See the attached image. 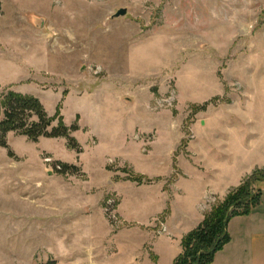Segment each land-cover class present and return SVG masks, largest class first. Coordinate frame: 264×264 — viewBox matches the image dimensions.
Returning a JSON list of instances; mask_svg holds the SVG:
<instances>
[{"label": "rangeland", "instance_id": "1", "mask_svg": "<svg viewBox=\"0 0 264 264\" xmlns=\"http://www.w3.org/2000/svg\"><path fill=\"white\" fill-rule=\"evenodd\" d=\"M9 93L79 148L7 134L0 264H174L229 195L264 215V0H1Z\"/></svg>", "mask_w": 264, "mask_h": 264}, {"label": "trees", "instance_id": "2", "mask_svg": "<svg viewBox=\"0 0 264 264\" xmlns=\"http://www.w3.org/2000/svg\"><path fill=\"white\" fill-rule=\"evenodd\" d=\"M32 116L37 117L36 122L30 121ZM52 123L53 119L47 116L37 98L9 93L4 102V118L0 120V145L9 148L7 134L16 131L35 141L40 137H67L70 147L79 148L78 143L69 135L72 130L77 129L76 125L67 127L59 124L53 127ZM9 154L12 155V152L10 151ZM70 168L73 167L65 165L61 171L66 172ZM245 186L243 185L238 192ZM234 197L235 194L229 195L223 206L217 208L211 217L186 237L183 241L184 252L178 255L174 264H188L189 258L194 264H212L216 252L229 241V220L234 216L249 215L253 212V209H248L243 212L228 213Z\"/></svg>", "mask_w": 264, "mask_h": 264}, {"label": "crops", "instance_id": "3", "mask_svg": "<svg viewBox=\"0 0 264 264\" xmlns=\"http://www.w3.org/2000/svg\"><path fill=\"white\" fill-rule=\"evenodd\" d=\"M259 106H261L259 110V116H261L259 117V122L264 123V118L262 119L264 117V103L262 105L259 103ZM260 128L257 133L256 143L254 145L250 144L248 151H253L258 148L264 154V124ZM226 149L229 152V148ZM194 168L196 169L197 167ZM198 171L201 170L199 169ZM205 189V195L203 197L210 193L216 194L213 187L209 185H206ZM205 202V200L201 199L197 203V214L194 224L198 223L202 210L201 206ZM228 233L229 241L221 250L216 252L212 264H264V215L260 211L257 210L249 215L232 217L228 222Z\"/></svg>", "mask_w": 264, "mask_h": 264}, {"label": "water", "instance_id": "4", "mask_svg": "<svg viewBox=\"0 0 264 264\" xmlns=\"http://www.w3.org/2000/svg\"><path fill=\"white\" fill-rule=\"evenodd\" d=\"M127 13V8H120L113 16L112 18H118L121 16H125Z\"/></svg>", "mask_w": 264, "mask_h": 264}]
</instances>
